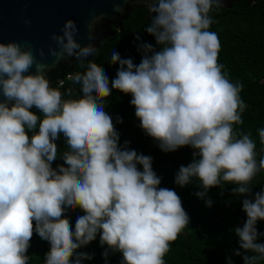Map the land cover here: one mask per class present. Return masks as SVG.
I'll return each instance as SVG.
<instances>
[{"label":"clouds","instance_id":"clouds-1","mask_svg":"<svg viewBox=\"0 0 264 264\" xmlns=\"http://www.w3.org/2000/svg\"><path fill=\"white\" fill-rule=\"evenodd\" d=\"M127 2V0H125ZM254 5L256 0H251ZM225 0H148L150 23L144 31L154 37L141 42L137 65L113 49L110 64L118 65L111 81L93 59L99 49L95 24L87 25L86 39L72 19L50 34L55 47L43 49L17 41H0V264H29L27 250L35 233L50 248L43 264H82L92 254L77 251L96 240L107 246L102 256L120 253V264H165L170 244L185 229L190 217L179 195L160 187L152 157L119 144V133L106 112L113 90L131 95L130 104L145 134L161 151L192 148L193 160L180 166L175 184L183 187L193 178L203 189L235 184L234 195H251L252 181L264 171V156L257 161L251 133H238L246 104L243 84L232 82L218 62L221 44L213 13ZM118 11L122 9L117 8ZM26 24L30 21L25 20ZM135 40L140 41L137 33ZM72 59L85 71L67 75L53 87L48 72ZM37 109L41 115L31 109ZM116 123H122L117 117ZM65 138L68 150L63 164L55 143ZM264 146V128L258 129ZM141 166V167H138ZM211 199L205 200L210 207ZM79 208L74 228L66 212ZM246 220L234 229L243 264L264 260V243H258L257 222L264 220V188L242 201ZM228 264H232L229 259Z\"/></svg>","mask_w":264,"mask_h":264},{"label":"trees","instance_id":"trees-1","mask_svg":"<svg viewBox=\"0 0 264 264\" xmlns=\"http://www.w3.org/2000/svg\"><path fill=\"white\" fill-rule=\"evenodd\" d=\"M147 9L135 8L130 17L123 22L116 33L99 45V54L92 57L107 73L109 80L115 78L118 65L110 64V54L113 49L119 52L121 58H132L135 64H139L142 53L137 50L138 43L147 42L155 46L154 37L147 34L144 29L149 24L145 17ZM215 23L210 31L218 34L221 49L218 62L224 65V71L232 82L243 84L240 96L246 108L242 113L243 123L235 125L238 133H251V138L256 143L257 161L264 156V146L261 145L258 129L264 128V1L256 0L253 5L251 0L232 1L231 8H223L218 14L213 13ZM139 34L140 41L135 40ZM157 47L158 50V46ZM73 71H85L74 64ZM72 71V72H73ZM69 72H63L61 78L64 87L74 89V95H79V86L72 85L67 80ZM59 84L53 87H59ZM131 95L113 90L106 98V112L112 117L116 130L119 133V144L134 149L137 153L152 157V169L161 177L160 187L174 190L182 201L184 210L190 217L188 226L170 244V250L165 255V264H243L242 255H257L245 253L239 249L238 237L234 229L242 227L246 220V214L242 211V201L245 198L252 199L255 192L264 188V171L259 172L252 181L251 195H234L231 192L232 183H224L221 186L210 188L205 198H198L195 193L202 191L200 182L193 180L180 187L175 184V175L180 166H187L193 160V149L185 146L172 152L161 151L158 143L147 136L140 127V121L135 116V108L130 104ZM38 116L41 115L35 108L31 109ZM122 119V123H116V119ZM58 148V157L52 167L63 164L59 154L68 150L65 138L61 134L55 141ZM141 167V166H138ZM142 170V167H141ZM211 199L210 207L205 206V200ZM84 213L76 208L66 212L65 216L74 228L76 218ZM257 230L264 233V220L257 222ZM258 243H264V235L258 236ZM27 255L29 264H43L45 254L49 251L47 241L41 240L33 234ZM99 243V235L96 240L77 251L92 254L91 260H84L82 264H120V253L109 254L107 261L102 256L106 249ZM241 251V256L234 255L235 251ZM264 264V260L258 262Z\"/></svg>","mask_w":264,"mask_h":264},{"label":"water","instance_id":"water-1","mask_svg":"<svg viewBox=\"0 0 264 264\" xmlns=\"http://www.w3.org/2000/svg\"><path fill=\"white\" fill-rule=\"evenodd\" d=\"M232 1L240 0H225V8L230 9ZM147 6L148 0H0V41H17L22 46L27 43L34 53L43 49L44 59L50 63L52 58L47 55L48 48L55 47L49 39L50 34L58 33L65 20L76 22L79 29L77 39L86 44L87 25L100 17L94 28L96 39L92 41L99 48L103 41L116 35L113 29L119 30L133 9H146ZM25 20L30 23L26 24ZM145 20L150 23L151 16L147 14ZM74 64V60L66 59L50 70L51 85H60L63 81L61 74L72 72Z\"/></svg>","mask_w":264,"mask_h":264}]
</instances>
